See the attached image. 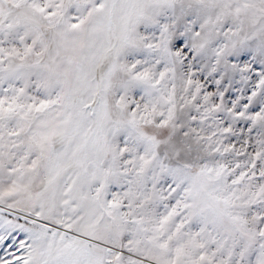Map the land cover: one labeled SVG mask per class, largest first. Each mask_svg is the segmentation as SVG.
Here are the masks:
<instances>
[{
  "label": "snow or ice",
  "instance_id": "6c2138e0",
  "mask_svg": "<svg viewBox=\"0 0 264 264\" xmlns=\"http://www.w3.org/2000/svg\"><path fill=\"white\" fill-rule=\"evenodd\" d=\"M0 264H264V0H0Z\"/></svg>",
  "mask_w": 264,
  "mask_h": 264
}]
</instances>
